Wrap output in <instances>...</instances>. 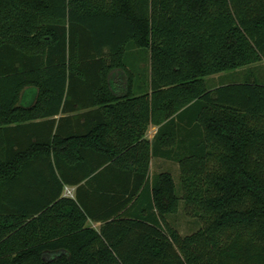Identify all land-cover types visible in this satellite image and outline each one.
I'll return each mask as SVG.
<instances>
[{
	"label": "trees",
	"instance_id": "16d2710c",
	"mask_svg": "<svg viewBox=\"0 0 264 264\" xmlns=\"http://www.w3.org/2000/svg\"><path fill=\"white\" fill-rule=\"evenodd\" d=\"M262 62L264 0H0V264H264Z\"/></svg>",
	"mask_w": 264,
	"mask_h": 264
},
{
	"label": "crops",
	"instance_id": "0c3cea01",
	"mask_svg": "<svg viewBox=\"0 0 264 264\" xmlns=\"http://www.w3.org/2000/svg\"><path fill=\"white\" fill-rule=\"evenodd\" d=\"M150 72L151 71H150L149 67L144 62H142L140 60L138 62V65L135 67V80L133 82H130L128 77H125L124 75H122L119 72L118 73H112V75L110 76L109 87L114 91L117 90L119 93H124V94H126L130 90V87H132L131 91L134 94L138 95L139 92L141 90H143L144 88H146V90H147V86L149 85V79L151 78ZM214 77L221 79V78H225V75L220 74V75L213 76L212 78H214ZM142 79H143V81H142ZM150 94H151V92H150ZM59 118H60V116L57 117V119H59ZM124 118H125L124 123L126 125L130 121L129 115H125ZM187 118H189V117L185 116V120L184 119L183 120L182 119L181 120L176 119L178 121V126H179L178 128H181L182 130H184V128L187 127L186 123L189 121V119H187ZM92 121L93 120L91 119V121L89 120V123H87V126H86L87 131H89L91 128L94 129V127H96V125L92 126V124L90 123ZM82 124H83V122H79V126H82ZM160 128H161V126H156L154 124H151L148 128L147 133H146V139L149 140L150 142H153L155 140V137L158 134ZM187 129H189V128H187ZM102 130L104 131L105 134H107V132H111V133L116 134V132L111 127L104 126L102 128ZM123 132L125 134H128V132H130V126L129 125L124 126ZM155 163L157 165L159 163H163V164L164 163H171V164L178 165L176 163H173L172 161H168V160H165L162 158H153L151 161L152 174L157 173V172H171L173 174L171 169L161 170L160 168H157V167L155 169V166H156ZM173 176H174V174H173ZM76 191H77V187L68 186V187H66V189L64 191V197H69V198L75 199L76 198ZM99 202H100V204H104V201H99ZM89 226L91 228L99 231L101 229V227L103 226V222L90 221Z\"/></svg>",
	"mask_w": 264,
	"mask_h": 264
},
{
	"label": "rangeland",
	"instance_id": "374dc122",
	"mask_svg": "<svg viewBox=\"0 0 264 264\" xmlns=\"http://www.w3.org/2000/svg\"><path fill=\"white\" fill-rule=\"evenodd\" d=\"M245 74H248L251 78H255L260 83L264 84V62L240 70L237 72V74H225V78L219 79L210 77L207 80L210 86H218L220 83L229 84L233 82H242L244 79L241 78V76ZM156 167L160 168L161 170L171 169L174 174L176 183L178 185L180 184L179 175L181 170L179 165L171 163H159L158 165L156 164L155 169ZM168 219L170 220L171 224L179 229L180 232L184 235L190 234L200 226L197 219H194L193 217L187 215L183 210L179 212L177 216L172 215L169 216Z\"/></svg>",
	"mask_w": 264,
	"mask_h": 264
}]
</instances>
